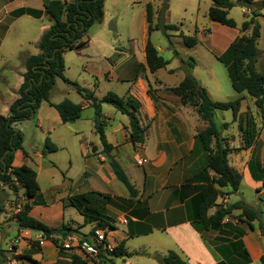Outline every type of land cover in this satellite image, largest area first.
I'll use <instances>...</instances> for the list:
<instances>
[{
  "label": "crops",
  "instance_id": "crops-1",
  "mask_svg": "<svg viewBox=\"0 0 264 264\" xmlns=\"http://www.w3.org/2000/svg\"><path fill=\"white\" fill-rule=\"evenodd\" d=\"M130 1L135 3L139 0ZM152 1L147 2L146 6L150 5L153 17L157 21L159 10H156ZM181 1V11L178 14L175 11L173 15H168L170 3L165 12V24H172L177 28L172 30L174 32L172 37H178L179 31L186 35L190 34L183 30V26L189 23L193 26L192 33H195L198 43L203 42V39L208 41L209 48L216 49L214 51L216 55L222 54L230 43L241 35L240 25L252 15L250 10L242 7L239 12H236L239 6L235 4L228 10V17L234 20L236 26L228 27L208 18L210 0ZM252 1L262 2L263 0ZM44 2L45 0H0L1 115L8 114L10 104L19 96L18 89L23 82L25 59L29 55L40 52L38 41L52 23L51 17L45 13ZM121 6L122 0H104L102 21L96 23L98 26L93 32L88 31L95 24L88 29L86 44L64 52V76L70 81L77 80L79 85L91 90L97 98L112 91L119 96L129 95L140 101L138 118L140 125L145 129L144 142L133 145L128 140V120L126 122L120 120L116 126L107 128L111 124V110L105 108L103 103L98 116L90 102L82 98L76 103L82 107L80 117L69 123L84 122L92 128L91 132L96 136L95 120L101 119L104 123L105 139L112 148L108 157V153L102 152L100 141H88L86 137H82L83 124H74L75 128L71 132L82 137L78 146L84 159L83 183L86 187L78 188L79 182L73 186L76 180L70 173V155L67 153L64 160L56 154L58 150L66 151L67 143L61 136L58 141L52 135L56 128L66 123H62L51 104L58 103L69 96L68 93H63V86H61L66 81L57 78L50 90L49 100L42 101L34 117L30 118L34 119L36 126L40 128L39 140L42 141L43 136L49 137L57 146V150L42 154L43 148L36 147L29 151L23 146V141L22 148L14 152L13 166L25 164L35 171L39 196L35 199H27L20 194V191L23 193V189L17 183L13 184L15 187L3 186L1 194L3 208L0 211V250H2L0 264L14 262L15 264H31L30 261L18 257L25 253L30 254L37 264H70L69 258L65 256L71 254V250H64L66 254L59 257L58 249L52 241L42 238L39 232L19 228L15 213L22 204L31 202L29 214L47 226L59 229L65 224L76 228L78 234H73L69 241L63 240L75 246L85 240L83 235L91 230L94 222L85 224L83 216L78 211L79 218H72L76 209L68 204L67 199L72 195L88 191H98L110 196L105 207V215L112 219L114 229L107 231V240L111 246L124 242V248L131 254L121 258L124 263L131 264L132 257L140 255V258L150 260L147 264H159L156 256L173 250L185 264H261L260 258L264 256V238L258 225L259 223L264 225L263 199L260 197L264 192L260 180V170L264 168V121L259 113L251 118L255 139L247 148L241 147L243 137L241 130L236 126L238 116L236 119L232 118L233 126L228 125L229 129L221 132L228 146L232 148L227 155L228 164L240 173L241 180L236 191L230 192L229 188L222 189L223 193L220 196H225L224 199L216 198L214 204L208 209V214H212L219 205L226 207L241 201L257 210L259 219L247 221L241 215V209L233 208L218 227L206 230L197 228L192 223V199L200 187L206 183L205 177L211 178L213 175L209 169L202 171L203 154L200 149L196 150L198 146L196 147L195 134L198 128L204 127L205 124L194 108L182 104L177 96L162 95L161 92L176 86L184 76L180 77L176 85H166L157 76V71L162 68L167 74L175 72V69L170 66L166 68L171 59L163 56L169 60L165 67L153 72L148 69L144 48L147 39L150 40L151 33L155 32V29L148 34L146 6L142 45L121 47L116 43L115 36L109 28V21ZM27 9L39 10L40 14L33 16L25 12ZM206 17L209 22L205 20ZM254 19H257L260 32L257 42L258 67L260 62L264 65V59L261 60L258 50V43L264 29L263 5L256 9ZM204 23L207 24L206 27ZM249 32L250 30L246 31V33ZM152 44L161 55L160 45ZM71 54L76 56L82 73L91 77L93 81L82 83L83 79L80 80V77L73 79L67 74L65 65ZM176 54L178 52L171 55V58ZM102 79L107 85L103 91H98ZM196 80L203 86L198 79ZM115 85L120 86L121 93H117L113 87ZM150 88L156 90L153 96L149 92ZM175 98L179 101L177 105ZM84 111H87L85 116H83ZM26 120L16 122L15 127L22 132L19 125ZM24 138L23 134V140ZM111 156L121 165L126 174L125 164L132 170H135L132 165L141 167L142 173L137 177L139 185L131 181L127 174L131 184L137 190L136 196H131L126 188H118L117 191L108 189L107 185L113 182L115 177L108 164ZM138 158L145 159L146 162L138 164ZM40 182L47 186L46 191L51 196L49 201L43 196ZM10 189L14 192L18 190L19 194L13 193ZM118 225H121L122 229H118ZM134 239L139 240L134 243ZM36 240H39L40 249H34L30 245V242ZM242 256H246L248 260H242Z\"/></svg>",
  "mask_w": 264,
  "mask_h": 264
},
{
  "label": "trees",
  "instance_id": "trees-1",
  "mask_svg": "<svg viewBox=\"0 0 264 264\" xmlns=\"http://www.w3.org/2000/svg\"><path fill=\"white\" fill-rule=\"evenodd\" d=\"M210 1L211 5L207 11L208 18L222 25L235 27L234 20L228 17V10L235 6L238 0ZM103 3L104 0H73L71 2L45 0L44 2L45 13L51 17L52 23L38 41L40 52L29 55L25 59L23 82L18 89L19 96L10 104L7 115L0 114V211L3 208L1 194L5 185L15 187L13 184L17 183L22 187L23 195L27 199H35L39 196V185L35 171L25 164L12 165L14 152L22 148L23 142V133L15 127V123L34 117L40 103L49 100L50 90L57 78L71 84L82 98L90 102L98 116L103 103L112 105L118 112L126 115L128 117V140L133 145L144 142L145 129L140 125L138 118L140 101L129 95L119 96L112 91H108L101 98H97L91 90L75 81H70L64 76V52L80 48L86 44L88 29L93 24L102 21ZM262 5L264 6V0ZM256 9H251L252 15L250 18L240 25L241 35L236 37L222 54L215 55V59L226 68L232 89L236 93L244 92L253 98L254 105L264 121V73L261 74L257 69V42L260 32L259 24L255 23L254 19ZM25 12L33 16L40 14L39 10L27 9ZM146 22L148 34L153 29H159L158 17L155 24L152 25L153 13L150 5L146 6ZM167 29L176 30L177 28L175 25L165 24V30ZM247 30H250V32L246 33ZM177 35L187 47H192L198 43L195 35H186L182 31H179ZM144 51L146 65L151 72L165 67L169 63L168 59L158 53L149 38L146 41ZM190 60L189 67L191 69L194 66V59L191 57ZM167 89L177 96L182 104L194 108L205 124L196 132L195 139L203 154L204 167L202 171L209 169L213 172V175L211 178L205 177L206 183L193 196L192 223L203 230L218 227L222 219L233 208L241 209V215L247 221L259 219V212L241 201L226 207L219 205L212 214H208V209L214 204L217 196L223 193L222 189L229 188L230 192L236 191L241 180L240 173L228 164L227 155L232 151V148L228 146L226 138L221 135V128L215 121L216 110H230L233 119H236L241 98L237 97L228 101L213 100L206 88L201 86L191 74H186L176 86ZM51 105L56 109L62 123L75 121L80 117L82 111L79 104L67 98ZM238 128L241 130L243 137L241 147H249L255 139V130L252 127L251 119L247 117L245 125L239 122ZM95 131L99 136L102 152L109 154L112 145L105 139L104 123L101 119L96 120ZM56 150L57 146L49 137H46L42 154L55 152ZM108 164L117 180L124 185L130 195L136 196L137 190L113 156L108 159ZM260 180L264 188V168L260 170ZM109 199L108 194L88 191L72 195L68 197L67 201L83 216L85 224L94 222V226L89 231V233H93L96 228L114 229L112 219L105 215V207ZM30 206L31 202H25L15 213L18 227L39 232L42 238L49 239L54 243L58 249L59 257L64 256L66 253L64 252L65 248L61 245L62 240L67 235L78 234V230L63 224L58 233H53V228L29 214ZM258 228L264 238V225L259 223ZM30 245L34 249H40L39 240L30 242ZM0 253L2 254V250H0ZM130 255L124 248V242L121 241L107 255L105 252H99L98 263L111 264L115 258ZM18 257L30 261L31 264H37L28 253L20 254ZM65 257L69 258L70 264H89L88 260L77 254H67ZM242 257V260H248L246 256ZM156 260L159 264H185L184 260L173 250H169L163 255H157ZM260 262L264 264V256L260 258Z\"/></svg>",
  "mask_w": 264,
  "mask_h": 264
},
{
  "label": "rangeland",
  "instance_id": "rangeland-1",
  "mask_svg": "<svg viewBox=\"0 0 264 264\" xmlns=\"http://www.w3.org/2000/svg\"><path fill=\"white\" fill-rule=\"evenodd\" d=\"M151 0H139L138 2L132 3L130 0H122V6L119 8V10L114 14V16L111 17L109 21V28L111 29L112 33L115 36L116 43L120 45L121 47L125 46H141L142 45V28H143V22H144V12H145V6L146 3ZM171 1V2H170ZM163 3H167L170 8L168 9V15L174 14L175 11L178 14L181 11L182 1L181 0H153L152 4L156 8V10H160ZM172 3V5H171ZM239 12L240 7L237 9ZM239 14V13H238ZM207 22H209V19L206 17L205 19ZM156 20L153 17L152 25H154ZM205 27L207 24H205ZM98 25H95L89 29L88 32H93L94 29ZM192 25L189 23L185 24L183 26V30L185 32L188 31L187 35H194L195 33H192ZM208 27V26H207ZM210 28V27H209ZM174 32L172 30L167 29L166 34L163 35L162 32L157 29L155 32L151 33L150 41L156 45H160L161 47V55L171 59L170 63L166 66H170L171 68L175 69V72L173 74H167L164 71V68L158 70L157 76H159L162 81L166 85H176L183 75L191 74L196 79H198L203 87L206 88L209 96L211 99L216 101H228L231 99H235L237 97H240V108L237 116L239 119H237L236 126L238 127L239 122H241L242 125L245 124L246 118L248 117L251 119L254 114H258V110L256 109L253 98L247 95L246 93H236L232 89L226 69L222 63L217 61L214 56V51L216 49H210L208 41H204L201 43H197L196 45L192 47H187L184 45L182 39L178 37H172ZM180 38V39H179ZM258 50H259V57L260 59H264V29H262V37L259 40L258 43ZM178 52L174 57L171 58V55L175 54V52ZM194 59L193 68L190 69L189 64L191 63L190 58ZM182 61V62H181ZM65 68L67 70V74L70 77H73V79H78L80 77L81 82L86 81L89 83L90 81H93L91 77L87 76L86 74L82 73L81 66L77 62L76 56L74 54L69 55L68 60L66 62ZM258 71L263 74L264 73V65L262 62L258 64L257 67ZM263 71V72H262ZM80 75V76H79ZM183 76V77H184ZM78 83L77 80H74ZM65 82V81H64ZM153 84V81H151ZM61 84V83H60ZM64 84V85H63ZM61 84L63 86V93H68L69 96H66L67 99H73L71 101H76L75 103L82 100L81 95L77 93V91L74 89V87L71 84H68L67 82ZM107 84L103 82V79L101 80L99 84L98 91H103L105 89ZM114 89L117 91V93H121L120 86H113ZM150 94L153 96L156 94V90L150 88L149 90ZM164 97L171 96V92L167 91L166 89L161 92ZM60 95V94H59ZM58 95V97H59ZM175 96V95H174ZM65 99V98H64ZM157 99V98H155ZM178 99L175 98V104H178ZM105 108H109L112 112L111 115V124L107 126V128H110V126L114 127L118 123V121L122 120L123 122H126L128 120V117L124 114H121L120 112L116 111L115 108L107 103H104ZM189 106V105H188ZM91 110V109H89ZM87 111H84L83 116H85ZM225 118V120H224ZM233 118L232 112L230 110H216L215 111V121L217 125L221 128V131H225L229 127L233 126L231 124L233 121H231ZM97 119V116H96ZM241 119V120H240ZM96 122V120H95ZM228 124H227V123ZM74 124H83V134L82 137H86L88 141H100L98 134L96 136L93 135V132H91L92 128L89 127L84 122H77V123H66L63 125H60L58 128H56L52 135L56 137V140L60 141V136L63 138V140L67 143V150H61L56 153L57 157L66 158V154L68 153L71 157V176L74 177L76 181H74L73 186L75 183L79 182L78 188L84 189L86 186H84L83 183V164L84 159L81 156V151L79 148V141L82 139L80 135H74L71 131L75 128ZM226 124V126H224ZM23 134L25 135L23 146L26 150L35 149L36 147L43 148V143L45 140V136H43V140H39V133L40 128L36 126L34 119H29L24 122H21L19 125ZM95 126V125H94ZM200 127L198 128V130ZM229 129V128H228ZM97 133V132H96ZM59 136V137H57ZM97 138V139H96ZM198 145L196 144V147ZM196 150H199V147L196 148ZM109 155V154H107ZM125 169L127 171V174L130 177L131 181H134V183H137V185L140 184L138 180V175L142 173L141 167H136L135 165H132L135 170H132L127 164H125ZM140 179V178H139ZM113 182L107 185L108 189L110 191H117L118 188H125L124 185L118 181L115 177H113ZM41 189L44 198L49 201L51 199V196L49 192L46 191V184L43 182H40ZM13 193L19 194L18 190L13 191L10 189ZM12 193V194H13ZM20 194L23 195V193L20 191ZM76 212V213H75ZM74 215L72 218L78 219L79 215L77 211H74ZM118 229H122L121 225H118ZM139 239H134V243L138 242ZM152 255V253H151ZM140 255H135L132 257L131 264H147V262H150L148 259H143L139 257ZM145 258V257H144ZM148 260V261H147ZM89 264H100V263H91ZM111 264H125L124 261L121 258H115Z\"/></svg>",
  "mask_w": 264,
  "mask_h": 264
},
{
  "label": "built area",
  "instance_id": "built-area-1",
  "mask_svg": "<svg viewBox=\"0 0 264 264\" xmlns=\"http://www.w3.org/2000/svg\"><path fill=\"white\" fill-rule=\"evenodd\" d=\"M144 162H146L145 159H137L138 164H143ZM218 197L222 200L225 196L218 195L217 198ZM262 209L264 212V198L262 200ZM122 222H124L123 219ZM107 231L108 230L106 228H96L93 230V233L88 232L85 236H83L85 240L83 242L77 243L75 246H72L68 242L63 241L64 239L69 241L72 238V235H67L62 240L61 245L63 246V248H65V250H71V254H77L81 258L86 259L89 262H99V252H105V254L107 255V253L112 251V249L114 248V246H111L107 240ZM10 264H15V262Z\"/></svg>",
  "mask_w": 264,
  "mask_h": 264
},
{
  "label": "water",
  "instance_id": "water-1",
  "mask_svg": "<svg viewBox=\"0 0 264 264\" xmlns=\"http://www.w3.org/2000/svg\"><path fill=\"white\" fill-rule=\"evenodd\" d=\"M237 6L251 10L262 7V2L260 1H244L238 0L236 1ZM168 9V4L163 3L159 12H158V28L162 32L163 35L166 34L165 30V12ZM255 23H257V19H255ZM109 157V155H108ZM262 199L264 198V192L260 196ZM59 229H53V233H58Z\"/></svg>",
  "mask_w": 264,
  "mask_h": 264
}]
</instances>
